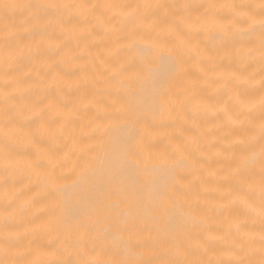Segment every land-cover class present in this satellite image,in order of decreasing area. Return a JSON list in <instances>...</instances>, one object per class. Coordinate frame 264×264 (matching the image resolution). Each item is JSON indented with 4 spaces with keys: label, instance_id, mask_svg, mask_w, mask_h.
Returning <instances> with one entry per match:
<instances>
[{
    "label": "snow or ice",
    "instance_id": "6c2138e0",
    "mask_svg": "<svg viewBox=\"0 0 264 264\" xmlns=\"http://www.w3.org/2000/svg\"><path fill=\"white\" fill-rule=\"evenodd\" d=\"M109 9L131 11L106 17ZM71 15L90 26L57 46L60 58L43 77L36 71V80L48 81L46 90L56 101L62 99L65 87L59 70L76 64L85 78L89 75L91 62L80 63L82 53L75 51L79 42L94 39L96 28L105 33L113 30L117 16L122 17L117 22L132 24L129 47L136 48V55L112 70L102 99L83 105L95 108V115L79 160L70 168L50 162L43 172L40 227L54 246L40 252L22 247L21 233L10 223L9 209L15 205L11 193L17 168L15 147L38 134L46 133L55 141L64 133L61 121L72 122L74 114L60 112L64 105L59 103L41 107L43 101H34L25 116L16 103L26 82V77L18 75L14 55L20 39L17 21L30 24L25 31L36 37ZM159 17L168 21L170 46L162 50L164 45L150 36L138 45L137 27L150 32L152 25L145 22ZM0 21V198L7 201L0 214V264H264V0L134 5L2 0ZM197 37H208L204 49ZM224 60L236 65L229 79L258 88V99L248 103L235 97L240 105L235 115L226 107L217 111L240 130L234 139L231 133L225 138L224 161L232 186L244 193L240 203L259 217L260 227L257 233L239 221L230 224L228 233L234 231L235 238L224 258H218L209 255L206 244L198 239L197 230L204 225L203 215H198L203 210L201 196L192 190L191 180L176 174L178 166L187 167L183 164L191 156L187 144L194 143L195 137L175 144L171 152L155 154L151 133L154 126L191 103L195 95V84L189 80L192 67L207 82L209 73L218 71ZM161 61L167 71L155 77L152 93L145 96L146 73L153 62ZM54 111L56 117L50 121ZM161 170L171 172L169 181L158 178ZM33 205L29 201L26 206Z\"/></svg>",
    "mask_w": 264,
    "mask_h": 264
},
{
    "label": "bare ground",
    "instance_id": "6f19581e",
    "mask_svg": "<svg viewBox=\"0 0 264 264\" xmlns=\"http://www.w3.org/2000/svg\"><path fill=\"white\" fill-rule=\"evenodd\" d=\"M17 2L134 5L174 3L176 0H17ZM183 2L202 4L209 0H183ZM214 2L223 3L226 0H214ZM227 2L241 3L245 0H227ZM70 11L74 13L76 10ZM129 11L131 9H109L105 12V16H112L114 12ZM121 19L122 17L117 16L116 21L112 22L115 25L113 30L105 33L102 28H96L94 39H84L79 42V48L75 51L82 53L83 59L80 63L91 62L89 75L85 78L84 74L77 71L76 64L66 65L63 70H59L60 79L65 85L59 102L55 100L53 94L47 92L46 79L36 80V71L39 69L43 77V74L60 58L57 54V46L68 37L85 33L90 25L81 18L71 15L67 16L62 24L54 23L45 34L31 37L25 31L30 29L31 25H22L17 21L20 39L14 55L17 59L18 75L26 77V82L21 85V93L16 103L25 116L30 114L29 109L34 101H43L41 107L59 103L64 105L59 108L60 112L74 114L72 122L61 121L65 125L64 133L55 141L45 133L36 135L34 139H22L16 144L14 159L17 168L14 169V184L11 188V193L15 196V205L9 211L13 213L10 223L14 230L21 233L22 247L46 252L54 246L50 243L52 238L40 227L42 216L39 209L44 199L42 175L50 162L70 168L79 160L82 155L81 150L88 144L89 121L95 115V108L85 109L83 105L89 101L94 103L95 100L102 99L109 89L108 77L112 70L125 65L136 55V48L129 47L131 41L128 33L132 24L129 21L117 22ZM145 23L151 24L152 29L148 32L143 27H137V44L142 46L143 41L150 36L164 45L162 50H166L173 40L167 32L168 21L159 17ZM2 24L3 21H0V27ZM196 42L201 49H204L209 41L208 37H197ZM75 43L74 40L73 44ZM235 67V63L224 60L220 69L210 72L207 82H204L200 79L197 68L193 66L189 80L195 84V95L191 103L187 108L174 112L172 117L162 124L154 126L151 133V147L155 154L171 152L175 144L183 143L189 137H195L194 143L187 144L191 153L190 157L183 160V164L187 167L178 166L176 174L191 180L192 190L200 194L203 210L198 215H203L204 225L197 230L198 239L206 244L209 255L218 258H224L230 241L235 238L234 231L228 233L230 224L239 221L245 224L248 230L257 233L260 227L259 217L249 214L240 203L244 193L232 186L229 168L223 156L225 144L228 142L225 138L231 133L230 138L234 139L240 134V130L217 110L226 107L235 115L240 110V105L235 99L237 95L244 103L258 99V88L253 89L237 80L229 79ZM53 71L58 70L53 69ZM166 71L167 64L164 61L159 64L153 62L142 84L145 96L152 93L155 77ZM64 72L70 74L64 75ZM55 117L54 111L49 114L48 119L52 121ZM240 119H243V116H240ZM176 159L179 160L180 157L177 156ZM29 163L41 167L29 168L27 167ZM158 178L169 181L171 172L161 170ZM29 201H33L34 205L26 206ZM6 203L7 201L0 198V214L3 213ZM22 205L25 207L21 208ZM182 211L187 212L188 209L184 208Z\"/></svg>",
    "mask_w": 264,
    "mask_h": 264
},
{
    "label": "clouds",
    "instance_id": "9594fccd",
    "mask_svg": "<svg viewBox=\"0 0 264 264\" xmlns=\"http://www.w3.org/2000/svg\"><path fill=\"white\" fill-rule=\"evenodd\" d=\"M0 2H2V0H0Z\"/></svg>",
    "mask_w": 264,
    "mask_h": 264
}]
</instances>
